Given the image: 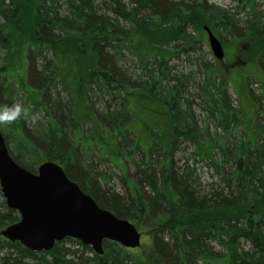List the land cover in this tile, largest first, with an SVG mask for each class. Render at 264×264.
<instances>
[{"label": "trees", "instance_id": "1", "mask_svg": "<svg viewBox=\"0 0 264 264\" xmlns=\"http://www.w3.org/2000/svg\"><path fill=\"white\" fill-rule=\"evenodd\" d=\"M230 1L245 7L240 15L253 14L239 19L203 0H0L2 107L19 103L28 110L0 123L10 155L32 173L45 161L62 166L100 208L147 233L152 264H264V122L257 126L262 143L250 132L225 143L224 134L243 125L230 72L207 66L200 55L189 59L204 69L200 82L192 71L180 75L171 66L172 59L201 52L195 33L206 26L235 38L242 24L246 35L264 42V11H255L261 0ZM126 52L143 72L135 79L120 64ZM193 95L214 132L198 120ZM96 159L119 172L122 193L104 187ZM196 160L217 172L218 187L203 189ZM0 200L1 231L20 217L7 208L1 188ZM68 243L77 242L35 253L0 237V253L16 251V264H78L69 259ZM104 248L103 257L85 262L147 264L116 243L105 241Z\"/></svg>", "mask_w": 264, "mask_h": 264}, {"label": "water", "instance_id": "2", "mask_svg": "<svg viewBox=\"0 0 264 264\" xmlns=\"http://www.w3.org/2000/svg\"><path fill=\"white\" fill-rule=\"evenodd\" d=\"M205 31L215 57L224 60L222 44L208 27ZM0 187L7 207L21 218L0 235L32 252H50L67 238L92 247L99 256L105 240L125 249L141 246L142 234L130 221L100 208L57 163L44 162L36 174L17 164L1 131Z\"/></svg>", "mask_w": 264, "mask_h": 264}, {"label": "rangeland", "instance_id": "3", "mask_svg": "<svg viewBox=\"0 0 264 264\" xmlns=\"http://www.w3.org/2000/svg\"><path fill=\"white\" fill-rule=\"evenodd\" d=\"M178 2L180 0H170ZM202 1V0H200ZM207 1L209 5L220 7L223 9H230V15H235L238 13L237 18L243 19L245 16H248L247 13L250 14V16L253 14L251 13V10L248 9L246 14L242 13L240 15V8L236 3H232L230 0H203ZM245 8V7H241ZM255 11L259 13L260 11H264V1H259V5L255 8ZM259 11V12H258ZM238 27L237 31L238 33H241L240 36L235 35V38H232L227 35V33L218 32L217 36L221 39V41L225 44L226 53H227V67L222 65V63H219L215 57L213 56L210 46L208 44V38L205 34H197L198 32H193V30H190L191 33H195L197 37L198 46L200 48V53L197 52H191L188 55L189 56H182L175 59H172L171 66L174 67L179 74H188L191 71L197 76L198 82L202 81L204 79V69L201 67V65L198 64H190L189 59L190 57L192 60H197V56L200 55L201 59L204 57V63L208 65H217L218 68L222 69L223 71H226L228 68L230 71V77L232 79V83L229 84V92L232 96V99L234 101L235 107L242 110V118H243V125L242 127L237 131L232 130L230 133L224 134V141L225 143L229 142L231 144H235L238 140V137L244 133L250 132L251 134V140L255 142L256 140H259V143H262V138H258V128L257 126L259 124H262L264 122V42L258 40L257 38L246 35L243 30V25L238 24L236 25ZM193 34V35H195ZM169 45H172V43H168ZM168 46L166 45L162 49H166ZM232 61V62H230ZM240 61L243 62L241 64V67H232V65H235L236 63H239ZM261 61L262 63H260ZM201 63V62H200ZM250 63V64H249ZM121 65L127 70L129 75L132 76L133 79H135V76L142 75L143 72L141 70V67L139 63L136 61V58L134 55L126 52L123 55V58L120 62ZM202 64V63H201ZM80 69H84L83 65L79 62ZM233 68V69H232ZM263 74V75H262ZM244 77H247V83L246 87L250 91L251 97L248 96V101L246 99V96L244 95V90L242 85H245ZM6 78V77H5ZM6 80L9 82V84L12 82L11 79L6 78ZM240 81H242V85H240ZM240 85V86H237ZM193 93H196L194 91ZM198 96V95H197ZM195 95H193L192 98V105L193 110L197 115V118L199 121H203L202 125L210 126L211 130L215 131V124L212 121H208L206 119V115L204 112H202L201 108V100ZM251 101V102H250ZM133 103V101H132ZM113 104V103H112ZM132 106V104H131ZM150 107L154 108L155 110L161 109L160 106L157 103H150ZM257 109H260L261 114L259 116L257 115ZM257 116V117H256ZM144 117V115L141 116V118ZM147 118V117H146ZM145 118V119H146ZM162 118V117H161ZM161 118L158 120V125L161 124L162 120ZM145 119H142V126L145 128L148 127L147 122ZM256 125L254 128L255 131H251L247 128V125L250 126V124ZM140 126V122L136 126L137 128ZM218 133H222V130H218ZM190 146H184L182 145L183 150L188 149L191 152ZM96 164H98V171H100L104 175V179L106 178L107 184L104 185L107 189H112L117 192L122 193V185L120 182V176L119 172L113 168L112 164L105 160H99L96 159ZM178 166L183 167L184 163L186 162V159L183 155V153H180L177 156ZM98 162V163H97ZM193 162V161H192ZM196 169L201 173L202 180H203V189L206 192H209L211 190V187H218L220 184V176L217 174V172L210 168L208 163L206 162H200V160L194 161ZM128 169L129 173L132 175L135 174L136 170L132 166L131 163H128ZM5 201V199L3 198ZM1 201V200H0ZM6 203V202H5ZM7 206V205H6ZM143 233V239H142V247L134 250L132 252L134 259L137 261L138 257L144 258L147 261V264H152V259L150 258L152 255V248H151V241L147 237V233L140 228L139 229ZM76 242V241H75ZM80 243H68L66 246L68 249H70L71 252H73L69 259L75 261L78 264H91L86 263V260H90L94 256L93 250H83L82 247L79 245ZM215 253H217L219 256H221L224 251L223 249L216 245L214 249ZM19 255L14 251L13 249H7L6 251L0 253V264H16L15 259H18ZM85 259V260H84ZM83 260V262H80ZM30 264H33V262L26 261ZM85 262V263H84Z\"/></svg>", "mask_w": 264, "mask_h": 264}, {"label": "clouds", "instance_id": "4", "mask_svg": "<svg viewBox=\"0 0 264 264\" xmlns=\"http://www.w3.org/2000/svg\"><path fill=\"white\" fill-rule=\"evenodd\" d=\"M22 115L27 116L28 110L23 108L19 103L0 107V123H11L19 119Z\"/></svg>", "mask_w": 264, "mask_h": 264}, {"label": "flooded vegetation", "instance_id": "5", "mask_svg": "<svg viewBox=\"0 0 264 264\" xmlns=\"http://www.w3.org/2000/svg\"><path fill=\"white\" fill-rule=\"evenodd\" d=\"M221 40V39H220ZM222 42V41H221ZM222 44H223V46H224V48H225V44L222 42ZM237 65H240V64H243V62L242 61H240L239 63H236ZM223 65L225 66V67H227V65H228V63L227 62H224L223 63ZM233 66V65H232Z\"/></svg>", "mask_w": 264, "mask_h": 264}]
</instances>
